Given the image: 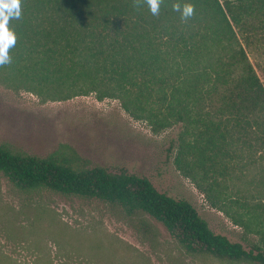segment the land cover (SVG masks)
<instances>
[{
	"label": "trees",
	"instance_id": "1",
	"mask_svg": "<svg viewBox=\"0 0 264 264\" xmlns=\"http://www.w3.org/2000/svg\"><path fill=\"white\" fill-rule=\"evenodd\" d=\"M177 2L194 5L187 22ZM21 9L0 85L43 100L115 98L153 132L179 126L176 169L257 241L245 248L214 232L188 200L124 169L0 144L8 181L105 201L144 231L148 216L191 254L264 264V0H163L158 16L133 0H21Z\"/></svg>",
	"mask_w": 264,
	"mask_h": 264
},
{
	"label": "rangeland",
	"instance_id": "2",
	"mask_svg": "<svg viewBox=\"0 0 264 264\" xmlns=\"http://www.w3.org/2000/svg\"><path fill=\"white\" fill-rule=\"evenodd\" d=\"M178 131L174 126L153 132L115 98L99 100L89 93L43 100L0 85V144L39 157L71 158L77 167L144 176L157 190L188 200L214 232L249 248L257 236L211 207L176 169ZM147 219L144 231L138 219L105 201L44 188L22 190L0 172V264H257L188 253L160 222Z\"/></svg>",
	"mask_w": 264,
	"mask_h": 264
},
{
	"label": "clouds",
	"instance_id": "3",
	"mask_svg": "<svg viewBox=\"0 0 264 264\" xmlns=\"http://www.w3.org/2000/svg\"><path fill=\"white\" fill-rule=\"evenodd\" d=\"M134 6L139 8L142 3H146L151 14L158 16L163 0H133ZM173 10L179 12L181 21L187 22L195 15L194 5L191 3L177 2L173 4ZM22 16L21 0H0V66L12 62L9 49L16 44V36L8 27L10 19H20Z\"/></svg>",
	"mask_w": 264,
	"mask_h": 264
}]
</instances>
